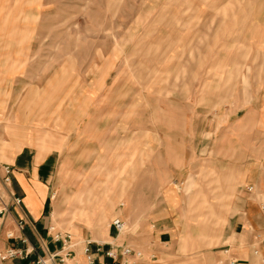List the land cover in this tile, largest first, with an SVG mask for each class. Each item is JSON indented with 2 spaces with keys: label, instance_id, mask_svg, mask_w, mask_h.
<instances>
[{
  "label": "rangeland",
  "instance_id": "obj_1",
  "mask_svg": "<svg viewBox=\"0 0 264 264\" xmlns=\"http://www.w3.org/2000/svg\"><path fill=\"white\" fill-rule=\"evenodd\" d=\"M0 96V140L17 113L24 141L49 123L77 155L98 146V115L116 120L99 121L120 176L108 226L73 209L98 195V167L77 161L51 232L141 242L143 220H164L171 238L153 227L144 264H228L233 200L245 185L264 196L237 179L264 166V0H0Z\"/></svg>",
  "mask_w": 264,
  "mask_h": 264
},
{
  "label": "crops",
  "instance_id": "obj_2",
  "mask_svg": "<svg viewBox=\"0 0 264 264\" xmlns=\"http://www.w3.org/2000/svg\"><path fill=\"white\" fill-rule=\"evenodd\" d=\"M14 115V123L8 130V136L0 140V171L4 164L10 166L11 188L21 198V203L20 208L9 205L5 214L1 215L0 213V252L11 245L20 247L31 245L39 252L53 250L57 247V244L51 240L47 228L51 224V216L59 209V202L63 195L61 189L57 188L58 180L63 178L62 173L64 172L68 173L70 177L79 173V165L75 166L77 161L92 162L91 167H98V170H94L92 175L89 174L90 178L98 179V195L88 193L85 200L89 202L73 209L78 210L79 216L84 214L85 218L87 217L86 212L96 210L97 221L98 217H101L100 220L105 226H108L107 217H110L112 205L118 199L120 193V176L116 169L117 163L111 157L115 153V146H113L111 139L102 142L103 129L99 121L105 119L114 123L116 121L114 115L108 118H102L98 115V146L92 148L88 144L89 142L85 140L81 142L83 144H78L80 149L77 155L71 151L72 146L69 140L62 139L61 142L55 137V133L49 128V123L46 130V140L33 136L31 132L30 142L24 141L26 136L21 134L24 128L18 123L17 113ZM35 130H38V127L31 128V131ZM145 146L150 147V144H143V147ZM164 146L166 147V145ZM261 155L260 152L259 156ZM97 156L98 160L96 159ZM256 166H259L261 171L257 178L247 175L246 168H243L239 171L237 179H252L261 189H264L263 162L258 160ZM104 179L110 180L105 184V187L102 183ZM246 187L247 185L241 187L231 205L234 212L230 214L228 219L227 235L230 240L226 244L227 249L225 250L227 254L225 260L228 264H264V196H257L254 188L248 190ZM126 195H131L130 191H126ZM76 197L79 200L80 195H76ZM173 199L171 197V200ZM102 211L108 213L103 212L101 215L100 212ZM21 216L26 219V223L19 230L16 222ZM156 225L159 230L155 231V241L167 242L170 240L171 228L164 220H157L152 225L143 220V240L141 242L133 237L130 241L128 239L126 241L121 237H111L108 228L101 233L98 232V236L91 233L89 240L101 244L103 250L115 246L114 249L119 252L120 246L123 245L141 249L144 248V243L151 241V229ZM7 232H12L14 237H7ZM92 236L96 239L93 240ZM20 238L25 239L26 242L21 241ZM85 240H88V238ZM75 253L79 262H85V256L81 252V244L75 247ZM96 257L98 264L113 263L103 253L98 252ZM145 259L146 257L142 254L141 257L132 258L131 264H144ZM18 262H20L18 258L0 260V264H15ZM114 264H117V262Z\"/></svg>",
  "mask_w": 264,
  "mask_h": 264
},
{
  "label": "built area",
  "instance_id": "obj_3",
  "mask_svg": "<svg viewBox=\"0 0 264 264\" xmlns=\"http://www.w3.org/2000/svg\"><path fill=\"white\" fill-rule=\"evenodd\" d=\"M11 169L8 164L2 166L0 171V213L1 215L7 212L9 205L17 206L20 208L21 198L17 196L11 188ZM248 190H252L253 186H247ZM122 205V204H120ZM26 223L24 217L17 219L16 226L20 230ZM111 225L117 232L123 228V221L116 217L112 220ZM53 226L49 225L47 231L50 238L57 244L53 250L37 251L33 246L26 245L9 246L4 251L0 252V260L18 258L20 262L15 264H98L96 254L103 253L106 257L110 258L113 263H99V264H131L132 258L142 256L140 249L133 248L130 245L120 246L119 252L114 247L103 250L102 245L92 240H84L81 244V252L85 256V262H79L75 256V247L79 244L73 241L71 235L67 232H60L59 230L53 231ZM7 237L13 238L12 232H7ZM21 241L26 242L25 239L20 238Z\"/></svg>",
  "mask_w": 264,
  "mask_h": 264
},
{
  "label": "bare ground",
  "instance_id": "obj_4",
  "mask_svg": "<svg viewBox=\"0 0 264 264\" xmlns=\"http://www.w3.org/2000/svg\"><path fill=\"white\" fill-rule=\"evenodd\" d=\"M55 213V212H54Z\"/></svg>",
  "mask_w": 264,
  "mask_h": 264
}]
</instances>
